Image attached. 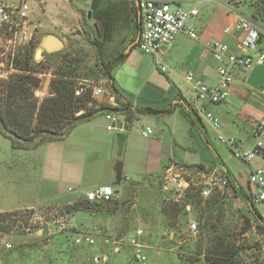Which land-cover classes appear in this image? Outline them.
<instances>
[{
	"label": "rangeland",
	"instance_id": "374dc122",
	"mask_svg": "<svg viewBox=\"0 0 264 264\" xmlns=\"http://www.w3.org/2000/svg\"><path fill=\"white\" fill-rule=\"evenodd\" d=\"M102 1L116 14H122L127 20L129 16L126 27L122 26L117 35L118 44L121 43V48L125 49L131 41L123 40L121 37L126 35L129 30V23L133 29L135 28L133 24H135L136 15L132 10V1ZM256 1L245 0L242 9L251 14ZM97 3H99L98 0H34L32 5L35 9L34 19L37 27L32 34L29 30L27 37L19 36L16 41L12 37L13 41H10L8 38L11 35L0 32V58L8 60L24 57L28 49H31L32 46L36 48L35 62L29 64L28 69L30 70L26 73L38 77L39 86L30 91L34 94L26 102L36 101L39 105L49 96L52 79L60 71L72 69L74 66L77 67L76 73L87 78L78 79V83L83 81L86 84L96 83L108 87V80L105 78L101 66L102 63L109 62V59L112 58L111 56L117 49V43L112 44L106 41L103 48L97 45V41L103 40L102 37L99 40L96 38L95 28L98 29L100 26L96 22ZM192 3L193 5L199 4V2L190 1L183 6L189 7ZM120 10L122 11L120 12ZM49 34L60 37L64 41V47L54 52H47L42 43ZM38 49H42L43 52L42 56L36 58ZM133 51L135 53L134 67H138L136 68L138 75L134 79H130V64L116 66L117 68L112 74L115 79L118 78L121 84L128 86V90L136 97L140 94L137 89L144 87L146 82L156 84L153 78H149V74L153 68H156L158 72L160 69L155 64L152 55L142 53L137 46L133 48ZM139 61L142 64L139 65ZM6 65L4 69L9 71L8 76L0 77V107L2 119L8 123L6 84L18 81L16 75L25 73V70L17 68L15 60H13V65ZM23 67L25 69V66ZM21 103L24 104L25 101ZM103 108L97 115L105 111V107ZM21 112L26 115L28 110L25 108ZM146 116L150 117L151 115H139L140 118ZM153 117L157 118V116ZM156 125V123L151 124L154 128ZM144 126L146 125L144 124ZM12 131L9 127L4 129L0 124V206L6 208L35 198L44 199L50 194L47 191L49 184L55 183L54 179L45 176V172L39 166L43 149H36L38 147L36 143L40 139L25 142L16 137ZM12 140L15 142V148ZM195 153V151H189L186 160H192L190 158L195 157ZM168 154L171 158H175L174 153L169 150ZM176 154L178 155L177 152ZM202 167L186 166L185 170L191 172L187 178L193 179L200 186H207L211 189V193L214 188L222 187L219 189L224 194L225 223L237 225L236 233L245 227H250L245 234L238 236L239 243L245 247L241 258L244 261H251L254 257H259L264 261V228L258 227L253 208L241 193L234 192L233 189L227 187V184L224 186L225 177L223 174L217 172L212 176V179H209L208 175H212L209 173L210 169L206 178L199 173ZM117 174L118 170L116 169V176ZM164 174L146 175L139 181L134 176L123 189L117 190L114 199L103 204L102 207L114 214L118 227L115 232L114 230L110 233L105 231L101 232L102 235H96L95 243L91 245L76 244V235L73 232L77 220L84 224H87L88 220L82 219V215H79V218H77L78 216L74 218L73 215L64 217V207L60 209L46 206L40 209L21 208L12 211L17 213L16 218L22 219L27 226L23 228L16 226L8 233L9 239L5 241L0 251V264H87L88 259L94 255L107 256V260L103 264H186L180 254L187 259L195 253L198 238L195 232L189 230V224L192 220L197 221V214L192 206L190 210L186 209L185 214L180 215V228L176 233L168 227L167 218L163 216L161 206L175 202L177 195L173 189L167 188ZM118 186L117 183L112 185L114 188ZM61 190L64 193L67 192L68 186L65 185L64 188L61 186ZM258 209L262 210V207L258 206ZM163 219H165L164 225ZM62 220H65L69 225L66 230L60 228ZM138 229L144 230L139 241L144 245L145 263L135 259L134 248L128 242ZM1 235L0 233V238ZM105 240H109V242ZM6 243L12 244V248H6ZM117 247L119 249L115 250ZM197 264H203V262L198 261Z\"/></svg>",
	"mask_w": 264,
	"mask_h": 264
},
{
	"label": "crops",
	"instance_id": "0c3cea01",
	"mask_svg": "<svg viewBox=\"0 0 264 264\" xmlns=\"http://www.w3.org/2000/svg\"><path fill=\"white\" fill-rule=\"evenodd\" d=\"M131 6L133 7V3ZM199 10V15L188 21V25L198 32V38L181 33L173 45L161 52L167 70H151L149 78H153L156 84L146 82L144 87L137 89L140 94L135 97V94L128 90V86L121 84L118 78L115 79L122 97L117 101L118 107H115L120 111H114L122 119L135 112L133 131L128 133L108 130V121L102 112L76 126L64 139L49 141L36 147L43 149L42 159L39 161L41 170L45 172L46 177L55 180V183L49 184L47 191L50 194L44 199L27 200L11 208L0 206V211L40 209L46 206L63 209L77 201H86L87 191L100 186L112 187L117 183L116 169L118 170L120 165L122 175L130 176V181L134 176L139 181L146 175L164 174L169 168L185 170L186 166H203L199 173L204 177L207 178L209 169V173H212L211 176L208 175L209 179L217 172L223 174L226 179L229 173L240 185L242 193L249 195V173L255 168L264 167V148L250 163H243L232 155L228 145L220 140V136L234 139L244 148L255 145L254 123L264 118V63L246 70L236 68L234 91L230 99L220 104L207 105L208 110L221 120V127L215 128L204 115L199 114V108L204 103L197 99L187 82V73L193 71L208 85H216L218 62L213 57L211 43L217 39L227 42L235 53L255 55V51L240 47V40L246 33L236 29L234 14L215 4L199 5ZM128 20L122 14L115 17V28L109 42L117 43V49L111 57L120 52L126 53V50L121 48V43L118 44L117 35L122 26L126 27ZM133 25L134 29L129 23V30L121 37L123 40L130 42L137 37L138 30L135 24ZM226 27L229 28L228 33L224 32ZM260 47L264 49V42ZM127 54L123 63L118 66L130 64V79H134L138 75V67H134L135 53L132 49ZM140 63L142 64L141 61L139 65ZM126 102L129 103L130 112L122 111L126 108ZM172 106L174 110L171 114L139 117L140 114H147L140 112L141 109H167ZM188 116H191L194 124L190 123ZM155 123L157 125L153 127L154 133L150 137H144L141 133L144 124L151 126ZM168 150L174 153L175 158L170 157ZM189 151L196 153L195 157L190 158L192 160L187 161ZM65 185L68 190L64 193L61 186L64 188ZM119 188L120 186L115 189ZM97 204L100 203L90 202L88 209L64 214L66 218L70 215L79 218V215H82V219L88 220L87 224L77 220L74 230L71 228L76 236L82 232H90L96 236L102 235L101 232L116 231L118 222L114 214L102 207L106 203H101L100 206H96ZM164 223L165 219L163 225ZM8 239V235L1 236L0 251Z\"/></svg>",
	"mask_w": 264,
	"mask_h": 264
},
{
	"label": "built area",
	"instance_id": "2783aa9c",
	"mask_svg": "<svg viewBox=\"0 0 264 264\" xmlns=\"http://www.w3.org/2000/svg\"><path fill=\"white\" fill-rule=\"evenodd\" d=\"M34 0H0V32L11 35L8 39L16 41L19 36L27 37V32L31 30V34L37 27L35 24V9L32 5ZM136 6L141 23L140 39L137 47L142 53L152 55L155 64L162 71L167 70V66L163 63L161 52L173 45L177 37L181 33L189 35L191 38H198V32L195 28L188 25V21L197 17L200 13L199 5L215 4L229 13L236 16L235 27L246 33V36L240 40V47L255 51V55L250 53H235L231 51L230 45L222 40H214L211 43V49L214 59L218 62L217 66V83L210 86L197 75L190 71L186 75L187 82L191 85L198 100L204 104L199 108V114L209 121L215 128L221 127V120L218 116L208 110V104H220L230 99L234 91V70L250 69L256 64L264 63V49L260 47L264 42V22L257 20L251 14L242 9L245 0H131ZM199 2L189 7L183 6L186 2ZM225 33L229 32V28L224 29ZM13 37V38H12ZM10 57V56H9ZM14 58H0V77H7L8 70L4 69L5 65H13ZM6 65V66H7ZM87 88L92 89V98L90 107H105L104 116L108 121V130H118L120 132L131 133L133 131V123L135 120V112L131 115L120 117L114 111L118 107V98L116 93L105 85L96 83H80L76 90V95L81 96ZM82 109L77 114L83 113ZM144 137H150L154 133L152 126H144L142 131ZM253 137L255 145L251 148L242 147L234 139H227L220 136V140L226 143L232 155L243 163H250L258 156L264 148V118L255 121L253 129ZM187 175H191L189 170H176L169 168L165 173L167 188L173 189L177 195L176 201H180L191 187H201L203 197H209L211 189L207 186H200L193 179H188ZM131 177L124 174L119 186L123 189ZM248 183L250 185L249 197L257 208L262 221L264 222V167L253 169L249 173ZM224 186L227 184V178L223 181ZM223 186V187H224ZM119 188V189H120ZM222 188V187H219ZM220 190V189H219ZM117 190L111 186H100L85 193V199L92 203H107L114 199ZM262 207V210L258 209ZM192 204L186 205V209L190 210ZM61 230L69 228L65 220L61 222ZM199 223L195 220L189 224L191 232H198ZM144 233L143 229H138L134 237L128 242L134 248V256L138 262L145 263L146 255L143 252L144 245L139 241V237ZM75 243L94 244L95 236L90 232L79 233L75 237ZM117 243V241H114ZM6 248L11 249L12 244L6 243ZM118 249V247L116 248ZM107 260V256L94 255L88 259L87 264H103Z\"/></svg>",
	"mask_w": 264,
	"mask_h": 264
},
{
	"label": "trees",
	"instance_id": "16d2710c",
	"mask_svg": "<svg viewBox=\"0 0 264 264\" xmlns=\"http://www.w3.org/2000/svg\"><path fill=\"white\" fill-rule=\"evenodd\" d=\"M98 1L99 3L96 6V22H99L101 26L98 29L95 28V31L97 40L101 37L103 39L97 41V45L103 48L105 42L112 38L117 14L115 11L109 9L107 5H104L102 0ZM132 10H134L136 15V29L140 32L141 23L139 16H137V8L134 4ZM251 15L257 20L264 22V0H257L255 2L254 11ZM135 39L136 37L131 42ZM136 46L137 44L134 47ZM35 49V46H32L31 49H28L24 57L14 58L16 66H18L17 68L25 70V73L16 75L18 76V81L6 84L5 89L8 91L7 109L9 119L8 123L3 121L0 107V124L4 129L6 127L11 128L13 134L25 142H33L39 138L40 140L36 143V146H39L49 141L64 139L76 126L93 119L104 108L90 107L89 104L91 102L94 103L91 88H87L81 96L76 95L79 84L83 83V81L78 83V79H87L76 73V66L69 70L60 71L52 79L49 96L39 105L36 101L26 102L34 94V92L30 93V91H33V88H38L39 86V78L33 74L26 73L30 70L28 69L29 64L35 62ZM127 56V53L120 52L109 59V62L102 63L101 66L103 74L108 80V87L116 93L118 100L122 95L115 84L112 71L116 66L123 63ZM23 66H25V69H23ZM29 93L30 95L28 96ZM24 101V104L21 103ZM124 105H126V108L122 111L130 112L129 103L126 102ZM25 108L28 110L26 115L21 112ZM82 109L85 111L78 115L77 113ZM114 110L120 111L119 109ZM173 110V106L167 109H154L149 107L141 109L140 112L163 115L171 114ZM35 117L36 123L34 124ZM188 119L191 124H194L191 116H188ZM12 144L15 148V142L13 140ZM226 177L227 187H230L236 193H241L247 199L254 210L253 214L257 219L258 227L260 229L264 228V222L257 208L250 200L249 195L242 193L240 185L231 174L227 173ZM189 203L192 204L197 214L196 219L199 223V228L196 233L198 241L195 246V253L187 259L180 254V257L186 264H197L198 261H202L203 264H264V261L259 259V257H254L251 261H244L241 258V253L245 247L239 243L238 236L245 234L250 227H245L239 233H236L237 225L233 223L228 225L225 223L226 210L224 207V194L217 187L214 188L209 197L202 196L201 187H191L186 191L185 196L180 201L163 204L161 206V211L167 218V225L174 233L180 228L179 217L181 214L186 213V205ZM100 205L101 203L96 206ZM88 208H90V202L80 200L72 205L65 206L64 214H71L78 210ZM16 214L12 211H0V233L2 235H8L16 226L20 228L27 226L22 219L16 218Z\"/></svg>",
	"mask_w": 264,
	"mask_h": 264
},
{
	"label": "water",
	"instance_id": "95a60500",
	"mask_svg": "<svg viewBox=\"0 0 264 264\" xmlns=\"http://www.w3.org/2000/svg\"><path fill=\"white\" fill-rule=\"evenodd\" d=\"M139 39H140V32H138L136 39L129 44V46L126 49V53L131 51L132 47H134L138 43ZM42 44L47 52H54L64 47V41L60 37L53 34L47 35L46 38L43 40ZM42 52H43L42 49H38L36 52V58L42 56ZM119 136L122 137V135ZM122 174H123L122 165H120V167L118 168L117 183L121 182Z\"/></svg>",
	"mask_w": 264,
	"mask_h": 264
},
{
	"label": "flooded vegetation",
	"instance_id": "af4514ba",
	"mask_svg": "<svg viewBox=\"0 0 264 264\" xmlns=\"http://www.w3.org/2000/svg\"><path fill=\"white\" fill-rule=\"evenodd\" d=\"M127 47H128V46H126V48H127ZM126 48H125V49H126ZM125 49H124V50H125Z\"/></svg>",
	"mask_w": 264,
	"mask_h": 264
}]
</instances>
